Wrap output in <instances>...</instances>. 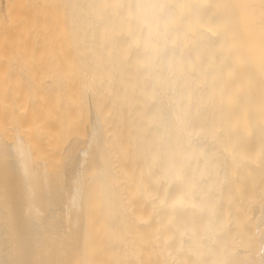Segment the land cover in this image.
<instances>
[{"label": "bare ground", "instance_id": "bare-ground-1", "mask_svg": "<svg viewBox=\"0 0 264 264\" xmlns=\"http://www.w3.org/2000/svg\"><path fill=\"white\" fill-rule=\"evenodd\" d=\"M66 1L36 47L71 106L0 140V264H264V0Z\"/></svg>", "mask_w": 264, "mask_h": 264}, {"label": "rangeland", "instance_id": "rangeland-1", "mask_svg": "<svg viewBox=\"0 0 264 264\" xmlns=\"http://www.w3.org/2000/svg\"><path fill=\"white\" fill-rule=\"evenodd\" d=\"M64 1L68 2L66 0H61V3H59V4L61 5L62 3H64ZM54 3L57 4L59 7L57 0H0V31H1L0 32V127L3 128V130L6 128L4 131L2 130L3 133H0V140H1V144L3 146L5 145L4 144L5 142H7L6 144H9V142L10 143L12 142V141L8 142V140L11 139L10 137H12L11 134L13 133V131L16 132V130H19L16 128L22 129V127H24V129H26L25 125L21 124L18 127H17V125L20 124L21 121L24 124L28 122V121L26 122L28 113H30L29 111H32L33 113H35L36 112V111L34 112L35 106L38 105V107H37L38 110H43V108H44L43 112L45 113V115H43V112H41V111L38 112V113H40V112L42 113V116H43L42 121H44V122L47 120L46 119L47 118L46 113L48 112V115H49L48 118L50 117V119L47 120V124H48V122H50L49 120L52 121L54 119L53 115H55L54 114L55 112L53 113V111H56V112L60 111V108H62L61 106L67 100L66 97L64 99V97L62 96V94H64V93L61 92L62 90L60 91V87H59V90L57 88L58 92H55V90H53V88L55 87V86H53V85H55L53 83H56V81H58L61 77L58 76V74H59L58 72L54 73L55 74L54 75V74H51L50 71L47 72L44 70L43 65H42L43 59H41L42 56L39 55V50H41V48L37 50V47H36V45L41 47V42H42L41 40H42V37L44 34V33L41 34L42 32H44V27L42 26V24H43V21L46 19V17L48 18L47 14L51 11L53 13L54 9H56L57 6L56 5L54 6L53 5ZM58 7H57V11L63 9V6H62V8L59 7L60 9ZM51 19H53V20H51L52 23H54L55 25H58L57 24L58 21L56 20V16H55V18L53 16ZM47 20L45 21L46 23H47ZM49 20H48V22H49ZM46 23H44V24H46ZM54 24H52V25H54ZM41 26L43 28V31H42ZM6 28H8V30ZM38 30H39V34H38ZM40 30L42 31L41 33H40ZM34 34H35V36H34ZM41 35H42V37H40ZM38 37H40L39 40H38ZM32 44L34 45L35 48L33 47ZM38 44H40V45H38ZM33 49H34V51H33ZM35 50H36V52H35ZM35 57H36V60H34ZM37 63H39V64H37ZM15 64H16V67H15ZM30 65L32 67H30ZM10 74H11V76H9ZM33 74L34 75L36 74V76H34ZM51 77L53 80H51ZM57 77H60V78L58 79ZM54 79H56V80H54ZM62 80H63V78H62ZM22 82H23V84H22ZM40 82H41V84L39 85L38 83H40ZM60 83H62V82H58V84H60ZM36 84H38V85H36ZM24 86H25V88H24ZM33 86L34 87L38 86V87H36V89L34 90ZM51 87H53V88H51ZM51 91H53V92L51 93ZM59 91H60V94L62 93L61 96L63 98H61L60 94H58L57 97L55 96V95H57L55 93H59ZM46 92H48L50 95H48ZM42 93L45 94L44 97H46V94L49 96L47 99H51V97H50L51 95H54V97H56V100H59V101H62L64 99L62 101L63 104L59 101H57V103H56V101H55V103H54L55 105L58 104V102H59V104H58L59 110L58 111H57L58 108L56 109L55 105L51 107V105H53V103H52L53 99H51L52 101L49 100L50 103H47L48 100L46 98H45V100L43 99L44 97H42L43 96ZM65 94H66V92H65ZM19 96H20V98H19ZM59 96H60V98H59ZM29 98H30L31 102L29 101ZM36 98H37V100H36ZM21 99L22 100L24 99V100L22 101ZM24 101H25V103L22 104ZM34 101H36V102H34ZM68 101H66V102L68 103ZM41 102L46 104V105L43 104L45 107L49 106L51 109L49 110V108L47 107V110H49V111H47L46 108L41 104ZM66 102H65V104H66ZM38 103L41 105H39ZM28 104L30 106L26 107ZM65 104H64V107H65ZM69 104L71 106L70 102L67 105H69ZM39 106H41V109H39L40 108ZM31 107H33V108H31ZM28 109H31V110L28 111ZM66 109L64 110V108H63L64 111L72 110V108L71 109L66 108ZM17 110L18 111L20 110V111L17 112ZM61 111H62V109H61ZM72 113H74V112L72 111ZM37 114H36V116H38ZM56 114H58V113H56ZM59 114L61 117V115H62L61 112ZM25 115H26V117H25ZM30 115L31 116H28L29 118L33 117V115L31 113H30ZM18 117H21L22 119L18 118ZM58 117H57V119H58ZM29 118H28V120H29ZM44 118H45V120H44ZM67 118H64V119L68 120ZM4 120H5V122H4ZM17 120H20V121H17ZM30 120L33 121V119H30ZM59 120H60V118L56 121L54 119V122H50V124H49V126H51V124L53 123L52 125H54V126H52V127L53 128L55 127L54 129H56V130H53L52 128H50L49 126L46 125L48 127L47 129L50 128L49 130H53V132L51 131L52 133L58 132L59 130H57V129H62V126H61V124H59L61 126V128H57V126L58 127H60V126L58 124H56L57 125L56 126L55 123H57V122L60 123V122H62L63 119H61V121H59ZM17 122H19V123H17ZM39 122H41V121L39 120ZM14 123H17V124H14ZM46 126H42V128L44 127L42 134L43 133L45 135L49 134L46 137L51 138L53 135L51 136L50 132L47 131V129H45ZM14 127H15V129H14ZM12 129H14V130H12ZM21 129L15 133L16 135L15 134H13V135H15V137H16L20 133L21 134L23 133L24 137L26 134H29L28 136L30 137V133L27 132V130H26V132H25V130H23V132H22ZM2 131L0 130V132H2ZM60 132L54 134V136L52 137V140L55 141V139L57 137H59L57 134H59ZM17 133H18V135H17ZM1 134L2 135L4 134V135L2 136ZM7 134H10V135H7ZM23 134H22V136H23ZM60 134H62V132ZM74 134H76V133L74 132ZM74 134H73V136H74ZM77 136H78V134H76V137ZM29 137H27V138L25 137V138L29 139ZM54 137H55V139H54ZM61 137H62V135H61ZM2 138H5V140H6V141L4 140V143L2 141ZM13 140H14V138H13ZM56 140H58V139H56ZM60 140H58L56 142H59ZM52 144L56 147H58V145H59V143H55V142H53Z\"/></svg>", "mask_w": 264, "mask_h": 264}]
</instances>
